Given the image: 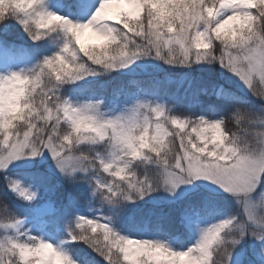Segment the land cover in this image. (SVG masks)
Returning a JSON list of instances; mask_svg holds the SVG:
<instances>
[{
	"label": "snow or ice",
	"instance_id": "obj_1",
	"mask_svg": "<svg viewBox=\"0 0 264 264\" xmlns=\"http://www.w3.org/2000/svg\"><path fill=\"white\" fill-rule=\"evenodd\" d=\"M0 264H264V0H0Z\"/></svg>",
	"mask_w": 264,
	"mask_h": 264
},
{
	"label": "trees",
	"instance_id": "obj_2",
	"mask_svg": "<svg viewBox=\"0 0 264 264\" xmlns=\"http://www.w3.org/2000/svg\"><path fill=\"white\" fill-rule=\"evenodd\" d=\"M192 75H196V73L194 72ZM137 81H140L141 84L140 86H144L143 81L146 79V77L143 76H137L134 78ZM158 80L159 81H168L169 83H171V85H169L167 87V85H164V87L162 86V84L158 83L156 85V87L158 88H162L164 90H167L171 93H177L180 95H183L185 88L187 87V85L182 81L181 79V75L179 73H160L158 74ZM181 80V84L176 86V82ZM103 82V81H101ZM121 83V80L119 78H117L115 81H113L110 85L109 88L111 87H116ZM124 83H127L126 81H124ZM132 87H135L136 85H131Z\"/></svg>",
	"mask_w": 264,
	"mask_h": 264
},
{
	"label": "rangeland",
	"instance_id": "obj_3",
	"mask_svg": "<svg viewBox=\"0 0 264 264\" xmlns=\"http://www.w3.org/2000/svg\"><path fill=\"white\" fill-rule=\"evenodd\" d=\"M159 83L162 84L163 87H164V85H167V87H168L169 85H171V83H169L168 81H165V80H163V81H159ZM180 84H181V80L176 82V86H178V85H180Z\"/></svg>",
	"mask_w": 264,
	"mask_h": 264
}]
</instances>
